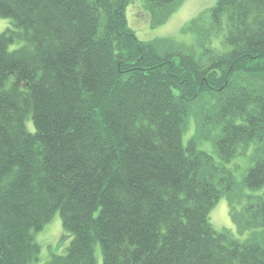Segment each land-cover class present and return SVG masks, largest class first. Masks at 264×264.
<instances>
[{"label":"trees","instance_id":"16d2710c","mask_svg":"<svg viewBox=\"0 0 264 264\" xmlns=\"http://www.w3.org/2000/svg\"><path fill=\"white\" fill-rule=\"evenodd\" d=\"M179 2L145 0L150 24ZM128 3L0 0V264L34 261L56 213L47 264H264V147L228 167L264 141V0H216L186 44L139 40ZM222 197L245 238L210 223Z\"/></svg>","mask_w":264,"mask_h":264},{"label":"rangeland","instance_id":"374dc122","mask_svg":"<svg viewBox=\"0 0 264 264\" xmlns=\"http://www.w3.org/2000/svg\"><path fill=\"white\" fill-rule=\"evenodd\" d=\"M216 0H180L175 11L171 13L166 21L152 26L149 20V14L144 7L145 0H129L125 9V16L128 27L133 30L136 37L141 41L151 40L153 38H168L172 41L190 43L192 35L183 33L181 29L194 17L203 13L207 8L215 4ZM13 21L9 18H0V32L5 31L7 27H13ZM22 44V40H16L9 46V50H14ZM29 130H32V123L27 122ZM195 133V121L190 117L183 134V142ZM264 147V141L251 143L244 155L234 157L228 167L233 172L236 180L240 181L246 170L253 164L252 156L257 149ZM199 149L216 158L215 149L210 141H205L198 145ZM249 192L248 189H244ZM242 203V202H241ZM235 205V208H238ZM209 221L217 230H228L232 236L238 239L245 238L244 235H238L233 225L230 214L229 204L225 197L219 199L209 212ZM248 234V233H247ZM34 240L39 246L37 258L29 264H47L54 255H64L69 245L71 235L63 229L59 213H56L39 231L33 232ZM101 253L98 246L95 247V264H100Z\"/></svg>","mask_w":264,"mask_h":264}]
</instances>
